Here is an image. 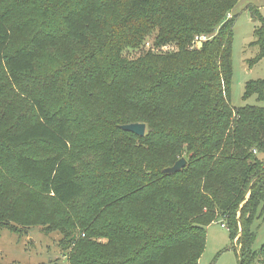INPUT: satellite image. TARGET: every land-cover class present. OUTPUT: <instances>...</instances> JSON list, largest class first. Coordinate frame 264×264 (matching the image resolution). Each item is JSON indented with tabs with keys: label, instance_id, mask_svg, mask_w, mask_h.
<instances>
[{
	"label": "trees",
	"instance_id": "16d2710c",
	"mask_svg": "<svg viewBox=\"0 0 264 264\" xmlns=\"http://www.w3.org/2000/svg\"><path fill=\"white\" fill-rule=\"evenodd\" d=\"M238 1L28 0L27 21L20 28L36 30L26 44L13 45L11 6L0 0V165L9 155L19 177L35 183L34 196L49 194L62 206L81 196L85 186L80 172L64 152L73 137L75 99L84 96L96 102V113H80L83 143L100 141L93 147L105 145L101 163L115 166L104 173H111L109 179L115 182L103 187L104 192L98 190L94 205L99 213L116 202L148 206L121 220L108 219L110 223L92 234L84 229V215L78 212L53 222L61 230L65 225L80 226L88 238L94 236L99 254L83 264H199L206 227L242 201L239 264H264V245L257 252L251 250L250 227L264 213V167L258 157L264 153V104L234 107L229 100L237 18L232 10ZM107 5L112 6L108 13ZM249 9L256 17L257 9ZM57 30L81 52L71 60L51 54L54 64H43V54L59 47ZM149 37L151 46L144 55L124 57L126 50L140 49ZM254 37L251 44L258 53L249 64L264 59V23L254 29ZM169 45L173 48L163 50ZM243 96L264 102V78L246 81ZM128 123H145L144 136L120 129ZM39 142L59 151L31 156L20 150ZM136 143L148 149L175 148L178 155H186L187 164L182 171L167 174L162 172L166 167L144 170L136 157L111 160L118 150L131 154ZM211 178L214 184H206L207 193L196 197L208 213L192 219L179 203L163 207L168 193L190 202L192 187ZM128 179L143 185L121 191L115 201L108 198H115L118 185ZM220 190L225 194L217 196ZM111 213L115 216L114 210ZM21 215L13 208L0 212V230L18 234L14 224L30 226L29 218ZM225 228L233 240L234 233ZM107 247L109 252H104ZM249 254L259 256L252 259ZM68 260L82 264L80 259Z\"/></svg>",
	"mask_w": 264,
	"mask_h": 264
},
{
	"label": "rangeland",
	"instance_id": "374dc122",
	"mask_svg": "<svg viewBox=\"0 0 264 264\" xmlns=\"http://www.w3.org/2000/svg\"><path fill=\"white\" fill-rule=\"evenodd\" d=\"M2 3L3 5L11 6L9 24L11 27H14L13 45L26 44L29 37L36 30V27H28L25 30L20 28L24 21H27L28 0H2ZM250 6L257 9L258 14L256 17L252 15L249 9ZM105 9L108 13L112 10V6L107 5ZM232 14L236 15L237 18L233 25L230 103L234 107L263 105L264 102L257 101L256 96L244 99L243 93L246 81L264 78V59L259 60L255 64H249L248 62L258 53V47L251 43L255 40L254 29L261 25V23H264V0H239L233 8ZM55 33L59 39V47L57 50H50L43 54V64L47 63V61L54 64V56L71 60L77 53L81 52V50L69 44V40L63 31L57 30ZM150 46L151 37L146 40L144 46L140 49L126 50L123 55L127 59H135L144 55L142 54L143 51ZM172 48L169 45L163 47V50H170ZM51 54L54 56L50 57ZM21 85H24V82ZM77 94L81 96V91L79 90ZM75 104V117L72 122L71 131L73 137L70 139L71 144L69 149L64 152V157L77 166L80 172V179L85 186L84 191L81 196L75 198L65 206L55 203L49 194H36L37 196H34L32 193L36 189L35 183L20 178L13 168L10 156H3V164L0 165V212H6L13 208L20 216H22L21 214L26 215L31 224L30 226L27 224L22 226L14 224L19 231L18 234L7 229L0 230V263L69 264L68 259L72 258L80 259L83 264L84 259H87L86 261L97 259L99 252L95 242L92 241L94 236H90L92 231L103 223H110L108 219L112 220L115 218L121 220V217L130 212L134 215L138 208H140L139 211L143 212L148 207L147 205L136 206L133 203L132 206L122 202L118 204H116L117 202L114 203L121 191L137 189V185H143L140 182L141 180L129 182L128 179L124 186L118 185L117 192H114L115 198L108 196V198L114 200L112 202L114 204L99 213L98 205H94L96 200L94 196H96L98 190H100L99 193L104 192L103 187L113 185L115 181L109 179L111 173L108 176H105L106 174L104 173L112 171L115 166L113 164L106 165L101 163L100 160L105 156L103 152L104 144H100L97 148H94L93 145L98 144L100 141H90L85 145L83 143L85 138L79 133L82 126L80 113L82 115L96 113V102L81 96L80 99L76 97ZM124 139L129 141L135 140L131 136H124ZM134 145V148L131 149V154H129L130 151L128 150H118L111 160L116 162L120 158L123 161L129 159L132 161L133 157H136L138 160L137 165L147 170L150 167H169L182 157L186 159V155H178L175 152V148L166 146L148 149L145 146H140L138 143ZM20 150L31 156L50 155L59 151L58 148L44 142L32 143ZM258 157L263 161L262 167H264V153L258 154ZM182 169L180 170L182 171ZM99 174L103 177L99 176ZM181 176L180 178L183 179V176ZM212 179L199 180L192 187L193 197L190 202H180L171 193L166 194L165 200H169V202L163 207L171 208V204L179 203L180 209L192 219L208 213L209 209L204 207L203 204H198L196 197L207 193L205 186L208 183L213 185ZM139 190H143V187L141 186ZM108 192L110 191L107 190L106 193ZM224 194L225 191L220 190L217 196ZM248 196L249 192L246 193L245 197L248 198ZM244 202L242 201L234 211L228 210L229 212L228 214L226 213V217L222 215L220 218V215L206 227L204 249L200 256L199 264H239L240 245L238 239L241 235V229L237 222L241 219L240 212ZM112 210H114L115 216H112ZM75 212L84 215V229L91 231L89 238L86 235V230L82 231L80 226L72 228L65 225L66 230H61L58 227L57 229L55 224L53 225V222L61 221L60 217L63 215L74 214ZM216 212L218 213V211ZM49 222L52 224H49ZM221 223H224L234 233L233 240L230 231L222 227ZM250 227L254 233L251 250L257 252L264 245V213L256 217ZM111 247L114 248V243L111 244ZM111 247H107V251L104 252H109L108 250ZM123 247L125 250V244ZM70 254L73 255L69 258ZM249 255H252V259H257V256H259L257 254ZM254 255H256V258ZM122 256H126V253Z\"/></svg>",
	"mask_w": 264,
	"mask_h": 264
},
{
	"label": "water",
	"instance_id": "95a60500",
	"mask_svg": "<svg viewBox=\"0 0 264 264\" xmlns=\"http://www.w3.org/2000/svg\"><path fill=\"white\" fill-rule=\"evenodd\" d=\"M196 46L197 48H200L202 46V41L199 40L196 43ZM119 127L124 131L132 132L138 136H144L146 130L145 123H128V124L120 125ZM185 165H186V159L182 157L178 159L172 166L164 168L162 172L167 174H174L178 172L180 169H182Z\"/></svg>",
	"mask_w": 264,
	"mask_h": 264
},
{
	"label": "built area",
	"instance_id": "2783aa9c",
	"mask_svg": "<svg viewBox=\"0 0 264 264\" xmlns=\"http://www.w3.org/2000/svg\"><path fill=\"white\" fill-rule=\"evenodd\" d=\"M221 226H222V227H225L224 223H221Z\"/></svg>",
	"mask_w": 264,
	"mask_h": 264
}]
</instances>
